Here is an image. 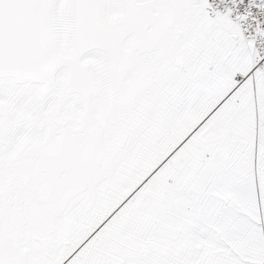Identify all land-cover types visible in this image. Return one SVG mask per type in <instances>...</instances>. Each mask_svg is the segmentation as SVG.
I'll return each instance as SVG.
<instances>
[{
	"label": "snow or ice",
	"instance_id": "snow-or-ice-1",
	"mask_svg": "<svg viewBox=\"0 0 264 264\" xmlns=\"http://www.w3.org/2000/svg\"><path fill=\"white\" fill-rule=\"evenodd\" d=\"M0 264H264V0H0Z\"/></svg>",
	"mask_w": 264,
	"mask_h": 264
}]
</instances>
